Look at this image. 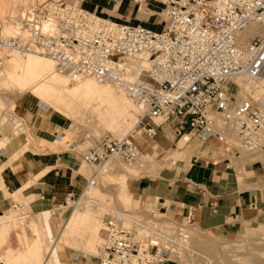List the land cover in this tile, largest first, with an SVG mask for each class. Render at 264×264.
Instances as JSON below:
<instances>
[{"label":"built area","instance_id":"1","mask_svg":"<svg viewBox=\"0 0 264 264\" xmlns=\"http://www.w3.org/2000/svg\"><path fill=\"white\" fill-rule=\"evenodd\" d=\"M85 1L17 0L10 12H0V66L15 53L46 56L72 82L110 84L144 106L129 135L104 138L83 162L95 171L110 157L134 162L141 154L137 135L154 138L165 126L177 140L214 139L235 156L241 155L235 142L246 152L264 151V107L240 100L237 82L264 79V38L246 45L239 39L249 26L264 25V0H131L161 17L159 30L96 14ZM142 54L150 67L134 76L129 61ZM3 121L10 140L26 135L25 121L13 111L4 110ZM163 211L158 202L146 210L145 236L126 228L121 213L107 215L100 254L85 264H182L186 226L176 233L153 226Z\"/></svg>","mask_w":264,"mask_h":264},{"label":"rangeland","instance_id":"2","mask_svg":"<svg viewBox=\"0 0 264 264\" xmlns=\"http://www.w3.org/2000/svg\"><path fill=\"white\" fill-rule=\"evenodd\" d=\"M15 3H17V0H0V12H10ZM249 27H255L256 30H244L239 36L241 44L246 45L257 37L264 38V25L254 24ZM14 56L17 59H22L24 56L32 55L16 54ZM8 60L9 56L6 57L4 64L0 66V117L4 110H10L25 121L27 125L25 150H34L37 146L36 140L31 135L29 119L38 108H43L48 114H53L55 120L63 125V133L57 138L58 144H64L60 147L69 149L76 145V150L82 155L88 153L90 149L98 147V144L104 138L119 140L129 135L137 127L140 111L134 103L133 105L129 101L124 92L113 87L115 97L120 96V105H105V111L109 112L108 117L103 112L87 106L80 107L82 116H76V118L73 117L76 114L68 115L62 111L60 113L51 105H49V108H44L41 104H43L45 98L32 95L26 88L29 83L26 86H16L12 83L10 78L12 68ZM240 80L243 82L245 94L243 97L239 95L238 98L247 99L250 97L255 103L264 107V79ZM77 83L78 81L69 82V85L77 86ZM100 85L103 88L111 87L102 83ZM230 85L235 88V85ZM112 114L120 117L119 122L112 119ZM4 122H0L3 133L1 138H4L7 145L11 141L9 135H12V132L11 128ZM140 131V128H137L135 132ZM6 137L7 139H5ZM136 138L141 145V154L134 162L129 163L116 157H110L103 168L94 176L92 174L95 169L82 161L81 172L86 175L87 179L94 177L97 186L89 185L87 180L83 188L70 192L65 204L60 203V213H62L61 216H64L65 220L55 234L65 244L62 247L59 245V247L62 249L63 258L64 252L66 253L67 257L64 261L67 264H85L95 260L100 247L102 221L109 215V208L117 209L136 221H149L146 210L156 203L152 201L145 202L143 199L138 200L134 197L131 192L135 184L142 180L158 177L165 168H182L184 164L182 159L185 158L186 163V160L192 154H196L199 141H206L210 145L219 148V143L214 139L195 138L185 148L179 149L175 134L171 128L166 126L154 138L142 139L139 135ZM166 143L169 144V150L163 146ZM181 145H183V141ZM235 145L241 153L240 156L247 153L238 142H235ZM153 152H158L155 158L158 163L150 167L153 159L151 153ZM175 159H177L176 164H173ZM90 186L92 187L90 188ZM85 195H89L94 202H87ZM14 200V207L0 214V259H10L14 264H51L50 245L40 220V213L43 210H35L32 207L33 197H26L25 194L19 198H14ZM73 200L79 202V204H71ZM82 206L85 208L83 213L81 212L84 214V222L72 232H68L66 223L70 214L75 210L78 211ZM54 212L55 210H52V219H54ZM15 216L22 218L7 221ZM150 222L169 233H176L180 225L186 226V229L189 228L192 249L197 251V255L181 259L183 260L182 264H201L204 260L202 257L212 259L215 264H256L257 260L264 261V213L257 217L247 228L227 238L210 236L208 232L200 230L197 225H191L188 218L172 213L171 210L158 220ZM125 226L139 231L135 223H126ZM91 228L98 229L93 232ZM206 246L224 251L221 255L212 254L206 250ZM68 247H71V249ZM76 249L79 251L77 257ZM200 253L202 256L199 255Z\"/></svg>","mask_w":264,"mask_h":264},{"label":"crops","instance_id":"3","mask_svg":"<svg viewBox=\"0 0 264 264\" xmlns=\"http://www.w3.org/2000/svg\"><path fill=\"white\" fill-rule=\"evenodd\" d=\"M83 5L117 21L142 22L157 30L162 27L161 17L152 10L139 8L131 0H86ZM114 117L119 122L120 118ZM29 122L36 149L25 150V136L7 145L0 138V214L14 207V198L25 194L33 197L35 210H55L52 226L56 233L65 220L60 203L65 204L70 192L83 188L88 180L81 172L82 153L76 150V145L69 149L60 147L64 144L57 145L64 127L43 108L36 109ZM181 142L177 140L179 149L188 144L183 142L180 146ZM163 146L169 150L168 143ZM232 153V149L220 144L218 148L199 141L196 154L186 163L182 159V168L163 169L158 177L135 184L131 194L138 200L158 202L163 215L171 210L210 236L235 235L264 213V151L247 152L244 156ZM151 155L150 167L158 163L155 160L158 152ZM78 252L76 249V257ZM66 257L64 252V264ZM0 264L14 262L0 259Z\"/></svg>","mask_w":264,"mask_h":264},{"label":"bare ground","instance_id":"4","mask_svg":"<svg viewBox=\"0 0 264 264\" xmlns=\"http://www.w3.org/2000/svg\"><path fill=\"white\" fill-rule=\"evenodd\" d=\"M250 29L252 31L256 30L255 27H248L245 30L247 31ZM16 54L9 55V60H8L12 68L11 73H10V78L12 80V83H14L16 86H19V85L26 86L29 83L26 88L27 90L30 91L32 95L34 94V95L42 96L45 98L43 101V104H41L43 105L44 108L46 107L49 108L50 107L49 105H51V106H54L56 110L60 113L62 111L68 115L76 114L73 116L74 118H76V116L78 117L82 116L81 114L82 110L80 109L82 107L84 108L85 106H87V107L94 108L100 112H103L105 116L108 117L109 112L105 111V105L107 104L120 105V100H119L120 96L115 97L114 91L112 89L113 86L110 84H107V85H110L111 87L103 88L99 82L94 81L93 79H80V80H77L78 81L77 86H70L69 82H72L70 78L65 74L59 73V71L56 69L55 62L51 58L42 56V55H37V54H28V55H32L33 57L23 55L24 57H22V59H17L14 56ZM129 65L133 68L134 76H136V75L142 74L150 67V60L147 54H142L130 60ZM237 82L242 88V91L239 95L243 97L245 94L243 90L244 89L243 82L240 79H238ZM126 97L128 98L127 95ZM241 99H244V98H241ZM129 101L132 102L130 99ZM135 107L140 111V113L144 111L145 109L144 106L138 107L137 105H135ZM77 108H79V110H77ZM114 118L118 120V118L120 117L115 116ZM180 140L187 143L185 138H182ZM105 163L99 166L92 175L95 176L98 173V171L103 168ZM91 185L97 186L96 180H95V183H91ZM92 186H90V188ZM84 197L86 198L87 202L93 201L89 195L88 196L85 195ZM71 204L73 205L79 204V202H75V200H73ZM102 206L107 208L105 205H102ZM84 210L85 208L82 206L78 211L75 210L73 213L70 214V217L68 218V222L66 223V229L68 232H72L78 225L84 222V214H82ZM117 212L123 215L124 217L123 225L124 226L126 225V223H130V222L141 224L142 226H140L138 229L140 233L139 235H142V233L144 232L146 233L148 231L149 226L147 225V223L145 224V223H141L140 221H136L132 219L131 217L127 216L125 213L120 212L117 209H113V208L108 209V214L117 213ZM52 216H53L52 210H46L40 213V220L44 227L47 241L50 245L51 264H64L63 256H62V249L60 247L64 246L65 244L59 238L56 237V234L52 226ZM161 216H164L162 212L160 213V216L158 218L154 219V221L158 220ZM20 218L22 217L15 216V217L9 218L7 221L18 220ZM152 225L154 226V224ZM97 229L98 228H95V229L91 228L93 232L94 230L96 231ZM101 229H102V226H101ZM101 229H100L99 246H101V241H102ZM188 229L185 230V233L188 234L189 239L187 242V249L182 250V253H181L182 259L184 258L186 259L187 257L193 256L195 254L197 255V251L192 249L193 247L191 244V235H190V230ZM206 250L209 253H212V254L216 253L220 255L224 251L222 249L218 250L217 248L212 247V246L211 247L206 246ZM99 254H100V247H99V252L97 251L96 255H99ZM199 255H201V253ZM202 258L204 260L201 264H205V263L215 264V262L210 258H205V257H202ZM179 261H183V260H179ZM256 264H264V261L257 260Z\"/></svg>","mask_w":264,"mask_h":264}]
</instances>
